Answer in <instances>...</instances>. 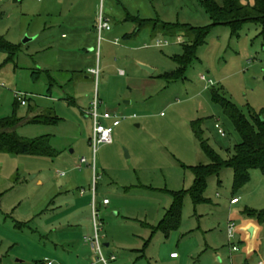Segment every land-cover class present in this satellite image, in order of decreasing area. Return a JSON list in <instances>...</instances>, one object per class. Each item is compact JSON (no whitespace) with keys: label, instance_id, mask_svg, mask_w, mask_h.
I'll return each instance as SVG.
<instances>
[{"label":"rangeland","instance_id":"rangeland-1","mask_svg":"<svg viewBox=\"0 0 264 264\" xmlns=\"http://www.w3.org/2000/svg\"><path fill=\"white\" fill-rule=\"evenodd\" d=\"M100 17L111 28L101 35ZM163 22L204 27L212 21L202 0H0V35L19 46L7 64L0 53V118L13 113L15 93L26 94L17 133L50 136L59 153L50 158L0 152V264L95 261L83 245L93 229L94 180L102 243L110 244L104 252L117 257L110 264H264V222L251 232L242 213L264 209V172L258 169L236 191L231 168L210 176L203 192L208 200L194 203L185 193L180 226L170 233L158 229L173 192L194 185L187 167L209 163L193 122H200L204 138L224 158L241 142L212 92L264 119L261 28L247 23L232 37L229 27H213L185 79L167 82L159 76L178 68L174 57L188 38L166 33ZM92 69L99 70L98 79ZM96 95L102 111L118 114L121 124L113 143L97 147L94 173L78 165L83 157L93 162L92 119L85 116ZM30 106L37 111L29 112ZM47 109L58 123L27 122ZM234 196L240 200L235 206ZM104 198L111 202L106 209ZM231 222L237 228L229 239ZM83 248L89 250L87 262L77 255ZM172 252L179 258L172 259Z\"/></svg>","mask_w":264,"mask_h":264},{"label":"trees","instance_id":"trees-1","mask_svg":"<svg viewBox=\"0 0 264 264\" xmlns=\"http://www.w3.org/2000/svg\"><path fill=\"white\" fill-rule=\"evenodd\" d=\"M202 3L211 18L210 25L193 27L180 23L163 22L161 24L166 33L170 35L182 33L188 38L183 44V53L174 57L179 65L178 68L166 71L159 76L167 82L185 79L188 65L198 58V48L205 44L210 30L215 26H227L231 29V36L238 37L245 24L255 23L261 28L260 35L264 36V0H254L253 4L245 0H222V4L216 0H202ZM143 21L145 20L140 22V26L143 25ZM18 51V45L0 35V53L6 54L5 64L15 60ZM51 81L54 82L52 79ZM212 96L213 101L221 106L232 122L241 137V142L234 146L228 158H224L211 146L208 139L204 138L200 122H193V131L200 142L201 150L209 158V163L187 167L194 173L195 182L187 192H173L174 202L158 225V229L166 233H170L180 226L185 193L191 195L194 203L208 200L204 197L203 192L210 176H218L223 169L231 168L234 172L233 188L236 191L250 182L252 170L258 169L264 172V119L262 113L257 114L250 111L248 116L235 103L222 96L219 91H213ZM20 105V101L16 99L13 113L0 118V152L14 155L57 157L59 153L52 147L50 136L28 138L17 133L16 126L23 120L18 115ZM29 108L31 113L37 111V106ZM26 120L32 124L52 125L59 122V117L52 109H47ZM243 215L258 221L259 224L264 222V209L247 208L243 211Z\"/></svg>","mask_w":264,"mask_h":264},{"label":"built area","instance_id":"built-area-1","mask_svg":"<svg viewBox=\"0 0 264 264\" xmlns=\"http://www.w3.org/2000/svg\"><path fill=\"white\" fill-rule=\"evenodd\" d=\"M98 29L100 32L103 30H110V24L109 21L103 17H100L99 23H98ZM118 42V41H117ZM90 73L98 76L99 71L97 69L90 70ZM205 79V77H203ZM211 83V80H210ZM15 97L18 101H20L21 105H27L28 104V96L23 93H15ZM102 101L99 99V97L96 95L94 99L92 100L90 106H89V112L88 116L90 119H92V137H91V144L93 145V162L90 164L88 160L83 157L80 159V163L78 165L79 168L83 166V164L90 165L93 171L95 172L96 169V153H97V147L101 144H111L113 143V132L115 127H117L121 121L118 119L113 113L109 111H102ZM133 117H136V115H133ZM116 118V119H114ZM102 119H113L111 125H105L102 122ZM216 128L218 129L219 133L222 136H226V131L224 128L217 123ZM64 172H59L58 175H63ZM96 181L94 180V188H93V201H92V209H93V230L92 233L89 236L85 237L86 243L89 245V248L91 252L96 256V260L91 262L90 264H110V262L115 261L117 257L114 254H108L109 258L106 257L104 252L105 244L102 243V236L101 231L103 229V222L98 218L99 217V209L97 206L96 201ZM84 190H82V193ZM239 202V198L234 197L231 200L232 204H236ZM110 203V200L108 198H104L102 201L103 205H108ZM236 224L234 222H231L228 227V235L229 239H232L235 237L236 233ZM234 250H237L236 247H233ZM172 258L178 257L177 253L171 254ZM46 264H56L54 261H47ZM61 264V263H58Z\"/></svg>","mask_w":264,"mask_h":264},{"label":"crops","instance_id":"crops-1","mask_svg":"<svg viewBox=\"0 0 264 264\" xmlns=\"http://www.w3.org/2000/svg\"><path fill=\"white\" fill-rule=\"evenodd\" d=\"M219 4H222V0L220 1V0H216ZM245 1H247V2H250L251 4H253L254 3V0H245ZM98 29V28H97ZM104 31V30H103ZM103 31L102 32H100L99 31V34L101 35L102 33H103ZM107 31H109V30H107ZM63 37H65V34H63ZM98 70V69H97ZM99 71V70H98ZM90 73V72H89ZM124 72L123 71H121V74H123ZM92 76H94L96 79H98V77H99V75H100V73L98 74V76H96V75H94V74H92V73H90ZM203 77H205V76H202V79H203ZM87 78H89V77H87ZM206 79V78H205ZM56 83H58L57 81H55ZM91 102H92V100H90L89 101V106H90V104H91ZM88 106V107H89ZM105 111H108V110H105ZM118 119H120V121H121V118L118 116V114H114ZM133 117V116H132ZM131 117V118H132ZM85 118L86 119H89L90 117L88 116V115H86L85 116ZM124 119L125 118H127V117H123ZM133 118H136V117H133ZM114 119H116V118H114ZM105 120H107V122H109L107 125H111V123H112V121H113V119H102V122L104 123V121ZM121 124V123H120ZM119 124V125H120ZM118 125V126H119ZM138 125V127L140 126L139 124H137ZM117 126V127H118ZM116 128V127H115ZM114 142V141H113ZM73 152V151H72ZM79 162H80V160H79ZM89 167H91L90 165H88ZM93 170V169H92ZM95 171H96V169H95ZM95 173V172H94ZM96 190H98V185H96ZM231 202V201H230ZM239 202H240V200H239ZM239 202L238 203H236V204H232V205H237V204H239ZM111 205V202L108 204V205H103V204H101V206H102V209L103 208H108L109 206ZM243 213V212H242ZM247 225H248V227L250 228V231H251V229H253V232H255V231H257V230H259L260 229V224L258 223V221H256V220H254V219H251V218H248V222H247ZM93 230V229H92ZM91 233H92V231H91ZM90 233V234H91ZM250 243V251H252V248H253V243H251V241L249 242ZM83 245L85 246V247H87V249H90V248H88L89 247V245L86 243V241H85V237H84V239H83ZM234 250V249H233ZM88 251L89 250H86V249H81V250H79V252H77L78 254V257L79 258H82V260H84V261H88L89 259H90V254L88 253ZM109 253V252H108ZM172 253H174V252H172ZM171 253V254H172ZM171 254H170V257H171ZM172 258V257H171ZM179 258V255H178V257H175V258H172V259H178Z\"/></svg>","mask_w":264,"mask_h":264},{"label":"water","instance_id":"water-1","mask_svg":"<svg viewBox=\"0 0 264 264\" xmlns=\"http://www.w3.org/2000/svg\"><path fill=\"white\" fill-rule=\"evenodd\" d=\"M27 41H28V39L25 40V42H27ZM142 68H144V69L148 70L149 72L153 73V69H151V68H149V67H147V66H142ZM137 126H138V125H137ZM127 156H129L128 153H127ZM251 232H253V229H251ZM109 246H110L109 243H106V244H105V247H109ZM108 254H110V252H109Z\"/></svg>","mask_w":264,"mask_h":264}]
</instances>
